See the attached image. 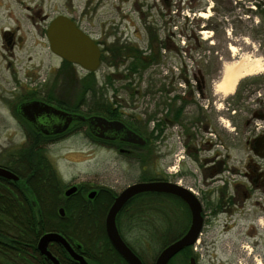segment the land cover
I'll return each mask as SVG.
<instances>
[{"label":"rangeland","instance_id":"1","mask_svg":"<svg viewBox=\"0 0 264 264\" xmlns=\"http://www.w3.org/2000/svg\"><path fill=\"white\" fill-rule=\"evenodd\" d=\"M262 2L264 0H0V31L14 29L20 37L12 50L13 55L3 47L0 38V157L26 140L13 108L26 101L25 96L31 92L36 98H42L52 87L59 93L60 87L66 90L70 84L65 75L57 73L62 60L49 50L45 35L49 20L56 15L73 18L92 38L106 46L117 41L134 45L143 51L144 56L151 53L149 35L157 36L153 47L156 54L159 49L158 63L122 80L119 74L126 73L128 61L118 66H108L104 61L94 75L97 85L102 84L106 90L109 101L115 97L124 114L144 121L152 111L150 87L152 83L157 86L164 83L163 74L168 66L173 65V57H222L221 71L214 77V86L221 80L224 66L243 56L260 58L263 62L260 72L264 71V31L259 29L261 19L257 13L260 10L257 4ZM37 25L42 27V34ZM184 28L198 35L199 48H194L193 41L184 37ZM189 48L191 51L186 52ZM104 56L110 55L105 52ZM76 71L79 76L85 74L79 67ZM111 73L114 74L112 87L106 83V76ZM126 81L139 93L128 95L122 88ZM113 88L117 90L115 96ZM82 109L86 111V108ZM85 131L82 127L80 132L47 146V155L63 184L104 186L118 193L146 173L117 151L89 141ZM157 149L160 154L164 153L162 143ZM164 164L165 156H160L155 163V174ZM167 205L163 204L166 212L169 209L172 214L169 219L171 228L166 236L171 238L184 227L186 215L182 206ZM250 209L251 213L253 208ZM211 210V207L204 208L205 226L191 248L192 255L199 259L198 264H264V212H259L260 225L256 226L260 235L247 237L243 217L239 218L237 213L230 216L228 211L213 214ZM120 221V231L126 241L147 264H153L162 240L151 237L146 228L129 229L124 218ZM253 222L255 226V220ZM256 240L261 243L254 247ZM179 258H174L172 264H182Z\"/></svg>","mask_w":264,"mask_h":264},{"label":"flooded vegetation","instance_id":"2","mask_svg":"<svg viewBox=\"0 0 264 264\" xmlns=\"http://www.w3.org/2000/svg\"><path fill=\"white\" fill-rule=\"evenodd\" d=\"M75 23L80 27L76 21ZM36 27L39 33L42 34V27L40 25ZM0 38L3 47L9 51V54L13 55L12 50L18 45L20 39L17 36L16 30L10 28L2 29L0 31ZM95 41L100 47L101 64L102 57H108L102 56L106 52V45L100 40ZM173 59L171 60L173 65L168 66V70L163 74L164 83L161 86L152 83L150 90L148 89L150 93L149 106L152 111L144 121L139 120L134 115L124 114L121 103L115 97H112L113 100L109 101L110 99L107 97L106 90L102 88V84L97 85L96 88L99 89L100 95L102 94V89L104 90L103 97L106 101L112 103V111L113 114L115 113L116 118L94 113L85 115V110L82 108H86V106L81 105L82 103L79 104L80 112H70L65 108L56 106L53 102L48 103L41 98L29 99L43 101L68 113L81 114L85 117L99 115L105 117L107 120L120 121L127 128L140 135L145 140V144L139 145L120 140L119 134L117 135L118 138L115 139L97 137L91 133L86 122L80 121H71L69 126L60 133L43 134L41 131L38 132L44 137L49 138L52 144L64 139L69 134L80 132L82 127H85V135L89 141L100 147L108 148L111 151H117L123 158L137 163L142 171L146 170V173H143L136 182L161 180L188 189L196 195L202 205L203 224L198 238L201 236L205 226V207H211L213 214L218 211H228L230 216L237 213L239 218L243 217L245 236L255 237L256 235H260L256 226L260 225L259 212H264V71L239 79L230 94L222 95L216 91L214 86V77L218 76L217 74L221 71L222 57L177 56L173 57ZM72 66L74 68L73 79L74 84H76L75 88L79 89L81 78L89 73V71L82 69L76 64H72ZM77 67L85 72L83 76H79V73L76 71ZM92 73L95 75V71ZM110 75L113 76L114 74L111 73ZM119 77L124 80V73L119 74ZM126 82L123 83L122 88L130 95L131 89L125 86ZM131 88L133 87L131 86ZM54 89L52 88L51 91ZM59 91V93L53 91L54 95L52 93L55 100L62 102L74 100L75 92H66L61 87ZM116 92L113 93L114 96ZM133 92L134 94L139 93L134 88ZM81 100L86 105L91 104L89 94L82 96ZM60 122L56 118L45 117L43 119L40 118L37 125L40 124L48 129ZM111 135H114L113 132ZM161 143L164 148L163 154H160L157 149ZM159 155L165 156V164L162 170L158 174H155V163L159 159ZM144 178L147 179L143 180ZM72 186L76 187L75 191L66 195L65 191ZM92 192L94 194L89 197V194ZM118 193L104 186L91 187L88 184H76L71 186L65 185L62 196L63 199H69L71 203L72 214H70V218H90L93 216V212L96 214L95 218H102L104 228V218ZM138 195L132 197L117 213L116 226L124 242L140 258L141 262L145 264L146 261L143 256L126 241L117 224V218H139L134 214L136 208L139 207L138 204L143 203L140 198H135ZM166 195L169 199L180 200L173 195ZM166 203L168 205L171 204L169 200H166ZM141 208L145 209L147 206ZM182 208L186 215L185 218H187L186 210L188 209H186L187 207L184 203H182ZM250 208H253L251 212L253 213V218L249 212ZM57 211L59 216L63 217L65 215L63 207H58ZM167 213L168 218H170L172 213L169 209ZM141 218H144V214H141ZM147 218L152 217L148 216ZM253 220H255V226ZM136 222V227H138L139 221ZM124 223L126 225L129 224L127 221ZM167 224L166 234L171 228V223L168 222ZM188 226L189 222L182 233H185ZM104 234L106 236L105 230ZM181 235V232H178L174 237H180ZM107 241L109 242L108 238ZM68 242L78 254L82 255L92 264H99L98 262H102V264H122L121 260L125 262L111 246L110 242V248L113 249V252L105 249L103 245L105 243L104 237H102V249H98L100 254L94 257L85 254L83 249H81V243ZM37 243L36 250L39 256L49 264H52L39 252ZM257 243L261 242L256 240L253 246L256 247ZM51 246L60 248L70 264H78L60 244L55 242L48 243V250L58 259L60 264L62 263L58 256L50 250ZM181 251L176 253L169 262L179 257L182 260ZM191 257L194 258L195 264H198L199 259L195 255L181 261L182 264H188ZM255 260L256 258L253 257V261Z\"/></svg>","mask_w":264,"mask_h":264},{"label":"trees","instance_id":"3","mask_svg":"<svg viewBox=\"0 0 264 264\" xmlns=\"http://www.w3.org/2000/svg\"><path fill=\"white\" fill-rule=\"evenodd\" d=\"M168 6L170 8V4ZM257 7L260 9L257 13L261 19L259 29L264 31V2L257 4ZM190 9H193V7ZM212 29L215 28L213 27ZM183 35L187 40L193 41L194 48L200 47V42L197 40L198 35H194L192 30L187 31L186 28ZM149 39V50L151 53L148 56H144L143 51L134 45L120 44L117 41L106 46V53L110 56L102 57V62L105 61L108 66H118L128 61L125 67V79H128L134 73H141L151 65L158 63L161 57L159 49L157 48L156 54L153 47V43L157 42V36L150 34ZM159 48H161V44ZM190 51L191 48L186 50V52ZM73 70L72 64L63 60L57 73L67 77L65 80L70 84L66 87V92H75L74 100L70 102L55 100L51 90H48L41 99L48 103L53 102L56 106L65 108L70 112H80L79 104L82 103L81 105L86 106L85 115L94 113L116 118L115 113L113 114L112 111V103H109L103 97L104 90L102 89V94L100 95L99 89L96 88L97 82L95 81L94 73L89 72L82 77L80 88L76 89ZM106 81L107 85L112 87L113 76L107 75ZM125 86L130 87V95L133 96L134 92L130 82L127 81ZM88 88L90 89L88 90ZM113 90L117 91L116 88H113ZM86 92L91 98V104L89 105L84 104L81 100L82 96L87 95ZM34 94L31 92L25 96V100L35 99L36 96ZM16 108L17 105L13 108V113L23 128L26 140L22 145L7 150L4 153L5 155L0 157V166L11 170L19 177L15 182L0 177V264H49L39 256L36 250L38 238L42 233L48 231L58 232L68 241L81 243V249L91 257L99 256L98 249H102V237H104L105 243L103 245L105 249L113 252L104 234L102 218H95L96 214L93 212V216L90 218H70V214H72L71 203L69 199H63L62 196L65 184L61 182L54 165L47 155V146L50 144L49 138L34 130L17 113ZM146 179L144 178L143 180ZM135 198H140L143 203L138 204L139 207L136 208L134 213L139 218H124L130 224H128L129 229L136 227V221H139L138 229L144 230L146 228L151 237L162 240L159 250L175 240V238H178H168L166 236V225L164 223L170 222L169 219L171 218H168V213L163 204L166 203V200H169L171 204L178 207L182 206L183 202L172 200V198L169 199L166 194L159 193H142ZM142 204L143 206H141ZM60 206L65 211L63 217L59 216L57 211ZM146 206L147 208L145 209L141 208ZM186 211L185 226L179 231L181 234H183L182 232H184L189 222V213L188 210ZM141 214H144V218H141ZM148 216L152 218H147ZM117 224L119 230H121L122 223L120 218H117ZM162 226L165 229H161V231L159 228ZM56 247L51 246L50 250L58 256L62 264H70L63 251ZM191 248L192 246H188L181 251L182 261L192 256ZM120 262L126 264L122 260ZM98 263L102 264V262ZM145 264L147 263L145 262ZM168 264H172V261Z\"/></svg>","mask_w":264,"mask_h":264},{"label":"water","instance_id":"4","mask_svg":"<svg viewBox=\"0 0 264 264\" xmlns=\"http://www.w3.org/2000/svg\"><path fill=\"white\" fill-rule=\"evenodd\" d=\"M46 38L49 50L61 60L76 64L82 69L94 72L100 66V47L96 41L77 26L75 21L66 15H56L46 28ZM17 113L25 119L36 131L43 134H54L64 131L71 121L86 122L91 133L100 138L115 139L135 143L145 144V140L127 128L122 122L117 120H107L103 116L91 115L85 117L81 114H73L58 109L40 100H29L18 104ZM56 118L61 121L52 128L37 125L40 118ZM113 132L114 135H111ZM0 177L17 181L18 176L11 170L0 166ZM72 186L65 191L69 195L75 191ZM142 193H162L170 194L180 199L187 207L189 218L188 229L180 237L164 246L155 258L154 264H168L170 259L178 252L188 246H192L198 238L202 228L203 216L202 205L196 195L188 189L174 183L161 180L136 182L126 186L113 199L106 216L104 218V230L111 246L125 260L127 264H143L140 258L124 242L116 226V215L123 206L134 196ZM94 192L89 194L92 196ZM62 213V210L60 209ZM60 244L78 264H92L82 255L78 254L69 242L58 232L49 231L44 233L38 240L37 248L52 264H60L47 246L48 243ZM188 264H195L193 257Z\"/></svg>","mask_w":264,"mask_h":264},{"label":"bare ground","instance_id":"5","mask_svg":"<svg viewBox=\"0 0 264 264\" xmlns=\"http://www.w3.org/2000/svg\"><path fill=\"white\" fill-rule=\"evenodd\" d=\"M204 15V13H201ZM263 69V62L260 58L243 56L237 62L224 66L221 80L215 85V89L222 95L230 94L237 81L245 76L259 73Z\"/></svg>","mask_w":264,"mask_h":264}]
</instances>
